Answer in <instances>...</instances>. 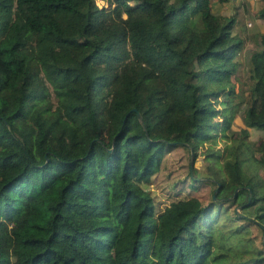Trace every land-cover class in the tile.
I'll list each match as a JSON object with an SVG mask.
<instances>
[{"label":"trees","instance_id":"1","mask_svg":"<svg viewBox=\"0 0 264 264\" xmlns=\"http://www.w3.org/2000/svg\"><path fill=\"white\" fill-rule=\"evenodd\" d=\"M211 1L0 0V264H264V137L259 178L236 147L221 164L205 151L209 176L192 166L189 186L211 184L206 202L155 212L144 186L237 108L243 39ZM248 61L242 119L264 130V29Z\"/></svg>","mask_w":264,"mask_h":264},{"label":"rangeland","instance_id":"2","mask_svg":"<svg viewBox=\"0 0 264 264\" xmlns=\"http://www.w3.org/2000/svg\"><path fill=\"white\" fill-rule=\"evenodd\" d=\"M104 1L105 0H95L98 4L105 3ZM257 1L259 3L260 0ZM250 8L249 5H245L244 10L250 11ZM211 11L221 17H226L230 14L234 15V13L236 15L237 13L233 12V8L218 1L213 2ZM236 17L238 18L237 27L233 25L232 33L242 36L243 46L238 56L239 64L237 70L231 75L233 85V94L231 98L233 101L238 102L231 123L229 127L225 129L226 135L218 130L215 131L212 138L201 141L193 159L190 151L180 145L172 146L164 151L158 169L151 175L149 182L144 184L145 188L149 189L153 195L155 212L160 211L170 199L175 197L195 195L199 197L202 202L207 201L212 185L209 183L196 182L194 186H189L191 183L189 179V169L193 166L199 177L209 176V170L206 166L207 162L204 159L205 151L209 149H212L213 153H217V161L221 164L225 159L232 158L236 147V150H240L239 158L241 159L240 164L243 170L247 172V174H253L257 178L263 174V170L258 167L259 165L255 161L258 153L254 151L253 145L258 138L264 137V130L245 126L242 119V109L249 101V86L251 83V79L248 75V56L251 49L250 45L246 47L245 45L247 42H250L253 47V40L252 38L249 39V34H252L253 31L249 25L250 18L247 19L246 14L239 13ZM254 43H256V39ZM217 100L216 97L215 102H217ZM261 183H264V179L261 180ZM235 207L240 213H248L246 208L240 207L239 205H235ZM245 235L251 239L253 243L252 246H259V234L253 226H249V229L245 231ZM242 257L246 258V256ZM152 264L157 263L152 262Z\"/></svg>","mask_w":264,"mask_h":264},{"label":"crops","instance_id":"3","mask_svg":"<svg viewBox=\"0 0 264 264\" xmlns=\"http://www.w3.org/2000/svg\"><path fill=\"white\" fill-rule=\"evenodd\" d=\"M214 1L215 0H212L210 2V7L211 8H212V5H213V2ZM225 2H223L225 5L229 6L230 8H233V12H237L236 15H235V13L233 15L234 16V23H233L234 27H237V20H238V18L236 17L237 14L244 13V14H246L247 19L250 18L249 25H250V28H251V30L253 32H252V34H249V39L252 38V40H253V47H252V45H251L250 42H247V44L245 45V47L247 45H250V49H251L250 53H251L254 50L255 46H256V43H254L255 42V39H256V35L259 33V31H261V30L264 29V20H258V19H256L254 17V14H253L256 6L258 5V1L257 0H230V1L229 0H226ZM245 5L246 6L249 5L251 7L250 8V11L244 10Z\"/></svg>","mask_w":264,"mask_h":264},{"label":"water","instance_id":"4","mask_svg":"<svg viewBox=\"0 0 264 264\" xmlns=\"http://www.w3.org/2000/svg\"><path fill=\"white\" fill-rule=\"evenodd\" d=\"M130 109H132V110L135 111L136 117L140 120V113H139V111H137V110L135 109V107H131ZM189 165H190V162H189ZM217 184H218V183H217ZM212 196H213V194H212Z\"/></svg>","mask_w":264,"mask_h":264}]
</instances>
